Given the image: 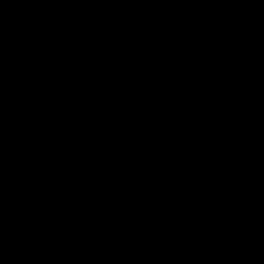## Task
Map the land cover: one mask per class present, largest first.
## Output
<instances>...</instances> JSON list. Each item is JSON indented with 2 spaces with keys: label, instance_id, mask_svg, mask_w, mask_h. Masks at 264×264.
Instances as JSON below:
<instances>
[{
  "label": "water",
  "instance_id": "1",
  "mask_svg": "<svg viewBox=\"0 0 264 264\" xmlns=\"http://www.w3.org/2000/svg\"><path fill=\"white\" fill-rule=\"evenodd\" d=\"M0 264H264V0H0Z\"/></svg>",
  "mask_w": 264,
  "mask_h": 264
}]
</instances>
